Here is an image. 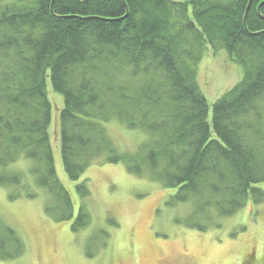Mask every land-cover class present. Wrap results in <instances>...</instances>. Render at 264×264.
Wrapping results in <instances>:
<instances>
[{"label":"trees","instance_id":"trees-1","mask_svg":"<svg viewBox=\"0 0 264 264\" xmlns=\"http://www.w3.org/2000/svg\"><path fill=\"white\" fill-rule=\"evenodd\" d=\"M207 46L226 50L243 80L209 104L197 79ZM64 97L61 155L79 181L97 158L125 162L191 204L187 223L205 230L264 191V0H21L0 6V186L29 177L51 200L57 222L74 217L51 142L47 79ZM147 134L137 153L115 150L104 123ZM24 182V181H23ZM87 181L77 185L88 196ZM33 184V183H32ZM35 197L37 194L29 190ZM1 219V218H0ZM185 220V221H186ZM87 216L79 208L73 228ZM26 244L0 220V259Z\"/></svg>","mask_w":264,"mask_h":264},{"label":"rangeland","instance_id":"rangeland-1","mask_svg":"<svg viewBox=\"0 0 264 264\" xmlns=\"http://www.w3.org/2000/svg\"><path fill=\"white\" fill-rule=\"evenodd\" d=\"M18 1L0 0V6ZM203 51L197 83L207 98L211 122L213 104L243 80L245 69L226 50L215 52L207 46ZM47 91L56 169L72 198L74 217L54 220L47 213L50 195L28 175L31 162L12 164L7 170L23 171L25 179L19 185L0 186V220L17 231L26 246L21 256L0 259V264H240L248 257L264 264V199L248 202L232 216L213 218L202 231L187 223L191 204L167 205L173 191L149 176L133 174L124 161L97 158L79 181L72 182L61 155L64 97L53 90L49 78ZM104 127L120 154L137 153L147 139L143 131L128 129L115 119ZM84 181L89 194L83 198L76 187ZM256 187L264 191V183ZM29 190L37 193L35 197ZM80 207L87 224L74 229Z\"/></svg>","mask_w":264,"mask_h":264},{"label":"flooded vegetation","instance_id":"flooded-vegetation-1","mask_svg":"<svg viewBox=\"0 0 264 264\" xmlns=\"http://www.w3.org/2000/svg\"><path fill=\"white\" fill-rule=\"evenodd\" d=\"M240 264H259V263L255 258L248 257V258L243 259L240 262Z\"/></svg>","mask_w":264,"mask_h":264}]
</instances>
